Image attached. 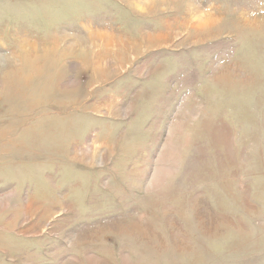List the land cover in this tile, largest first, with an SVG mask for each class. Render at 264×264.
<instances>
[{
  "label": "rangeland",
  "instance_id": "obj_1",
  "mask_svg": "<svg viewBox=\"0 0 264 264\" xmlns=\"http://www.w3.org/2000/svg\"><path fill=\"white\" fill-rule=\"evenodd\" d=\"M0 66V264H264V0H0Z\"/></svg>",
  "mask_w": 264,
  "mask_h": 264
},
{
  "label": "bare ground",
  "instance_id": "obj_2",
  "mask_svg": "<svg viewBox=\"0 0 264 264\" xmlns=\"http://www.w3.org/2000/svg\"><path fill=\"white\" fill-rule=\"evenodd\" d=\"M96 37H97V36H96ZM89 38H90V37H89ZM93 38H94V37H93ZM160 38H161V37L159 36V37L157 38V40H158V41H161V40H159ZM153 39H154L153 37H150V38H148L147 40L151 42V41H153ZM85 42H86V41H85ZM89 42H90V41H89ZM90 43H91V42H90ZM129 44H130V43H129ZM1 45H2V44H1ZM90 45H91V44H90ZM120 46H121V47L129 48V45H127V44H121ZM17 53H18V52H17ZM24 53H25V51H23L22 54H20V55H17V54H16L17 56L14 57V58H15L16 60H22V59H23V54H24ZM11 59H12V58L4 57V58H3V61H4V63H5V62H9V61H11ZM15 59H14V60H15ZM11 62H12V61H11ZM21 62H22V61H21ZM12 63H13V62H12ZM19 64H20V63H19ZM2 66H3V65H2ZM0 67H1V66H0ZM16 70H17V68H15V69H13V70H10L9 73H8V72L5 73V74L3 75V79H4V81H7V80H8V78H9L8 74H10V75H11V74H15V73H16ZM7 82H8V81H7Z\"/></svg>",
  "mask_w": 264,
  "mask_h": 264
}]
</instances>
